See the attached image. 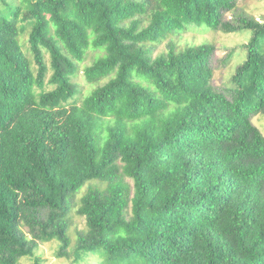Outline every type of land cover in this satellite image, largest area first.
Returning a JSON list of instances; mask_svg holds the SVG:
<instances>
[{"label": "trees", "instance_id": "1", "mask_svg": "<svg viewBox=\"0 0 264 264\" xmlns=\"http://www.w3.org/2000/svg\"><path fill=\"white\" fill-rule=\"evenodd\" d=\"M238 1L0 0V264L52 240L76 262L264 264V19ZM202 25L253 31L229 94L215 45L174 39Z\"/></svg>", "mask_w": 264, "mask_h": 264}, {"label": "rangeland", "instance_id": "2", "mask_svg": "<svg viewBox=\"0 0 264 264\" xmlns=\"http://www.w3.org/2000/svg\"><path fill=\"white\" fill-rule=\"evenodd\" d=\"M235 12H243L254 16L257 19H264V0H239ZM233 15V13H228L226 18L231 19ZM202 27L205 29L188 30L182 33L181 36H175L174 39L178 42L179 48H183L188 44H201L203 42L214 44L215 51L211 57V65L214 69L212 83L219 90L229 94L227 88L233 85L231 81L232 75L238 64L246 58L247 50L243 45L251 39L253 31L250 29H239L236 32L227 33L222 30L211 29L206 25H202ZM169 39L170 37L166 38L155 47V54L163 52L166 49ZM21 40L25 43L27 35H22ZM24 50L27 52L26 46H24ZM92 60L93 52H90L88 59L83 66L89 64ZM75 80L80 83L83 94L93 90L97 85V83H89L82 73V70ZM105 81H107V79L101 81V84ZM252 120L264 133V114H254L252 115ZM129 180L133 183L131 179ZM87 189L88 185L86 184L72 201L73 207L69 216V233L72 237L73 243L77 238V231L84 229L86 226L85 217L77 213V209L80 205V199ZM58 244L57 240L42 242L36 250L37 255L39 256V261H35L33 257H23L19 260V264H97L102 260L101 257L97 255L90 256L86 258L85 261L81 262H76L73 257H58L56 256Z\"/></svg>", "mask_w": 264, "mask_h": 264}]
</instances>
